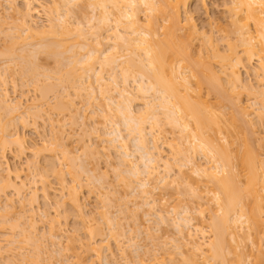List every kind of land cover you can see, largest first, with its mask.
Returning a JSON list of instances; mask_svg holds the SVG:
<instances>
[{"label":"bare ground","instance_id":"6f19581e","mask_svg":"<svg viewBox=\"0 0 264 264\" xmlns=\"http://www.w3.org/2000/svg\"><path fill=\"white\" fill-rule=\"evenodd\" d=\"M50 1L54 7L48 9L42 5L40 9L34 6L35 0H24L25 8L20 10V23L16 27L20 32L10 34L13 38L23 37L22 34H27L24 39L31 36L40 37L36 42L38 49L29 50L27 46L32 45L33 42L26 41L15 47L7 57L11 63L14 61L20 64L23 78L30 77L28 80L34 82L39 81L41 77L56 80L40 86L43 96L50 91L55 93L56 88H60V93L56 95L58 98L56 104L52 106L56 110L68 108L70 112L74 111V103L69 98L72 94L69 88H74L75 94L80 96L85 93L92 101L98 99L97 92L104 94L106 102L102 105L104 107L96 105L91 113L97 114L100 111L106 118V123L100 131L94 128L93 132L106 143V146L119 153L118 165L124 167L122 172L126 175L121 179L125 181L127 187H131V192L135 191L132 194L139 193L143 199L139 208L148 206L149 211L145 212L146 215H156L161 222L170 221L169 211L164 213L158 210V201L153 192L160 185L174 181L187 185L196 195V186L184 177L186 167H191L192 172L197 176L206 177L217 184L213 199L219 205L220 212L211 217L209 225L206 226L203 222L194 223L189 206L182 207V211L173 219V224L182 238L181 241L175 240L178 241L175 247L181 250L191 244L194 251L191 255L180 251L182 260L175 262L176 259L171 253L166 252L168 256L165 257L154 255V261L151 263L139 258L126 259L124 264H179L180 262V264H233L230 263L229 257L237 253L239 246L236 229L245 226L249 230L255 227L264 228V171L259 167L260 164H264V160L251 145H248L246 151L238 150L235 155L237 161L248 170L246 180L243 181L237 174L231 172L230 156L208 137L210 130L223 133L228 121L222 118L221 112H217L219 106L212 107L202 99L200 89L204 84L209 83L212 85L211 90L219 92L218 99L226 98L230 104L237 105L241 89L252 91L254 89L253 84L243 78L242 69H248L255 62L257 77L261 80V89H256L254 94L257 99L260 98L261 107L258 108V114L263 113L264 0H230L226 3L230 12V23L228 27H217L220 39L225 41L226 48L221 49L213 35L204 32L203 43L197 53L201 59V61L197 60L198 62L193 59L192 46L200 29L192 22L193 18L190 14V6L196 0ZM81 1H84L93 12L90 16H86L85 21H71L69 18L75 15L71 7ZM14 2L11 1V4L13 5ZM199 2L204 5L205 0ZM141 11H147V24L142 22ZM183 12L189 13L185 17L189 29L180 33L186 28ZM34 13H45L49 17V23L35 25ZM160 19L166 23H161ZM102 31L107 34L104 35ZM72 35L83 40L76 38L68 42L70 40L68 37ZM103 43H106L105 47H102ZM41 53L54 58L56 67L40 70L37 60ZM204 55L214 58L220 69L216 70L210 61H202ZM1 78L5 81L4 77ZM193 78L195 83L192 82ZM130 82L135 84L133 88L129 86ZM2 85H0V193L13 190L20 195V199L25 198L23 192L29 187L28 184L36 186L40 182L46 203L53 207L56 213L52 218L56 224L52 225L50 236L60 240L57 231L62 223L59 217L67 216L68 210H61L66 201L51 202L49 176L54 174L61 178L64 187L69 189L68 202L83 215L84 203L80 197L82 182L77 170L87 172V168L84 161L73 155L58 138L39 147L36 142H29L24 134L9 132V128L18 122L26 127L33 118L35 122L42 119L45 110L44 104H38L19 112L22 102L12 103L8 98L6 86ZM137 100L144 105L143 110L137 111L133 107ZM220 102L218 100L217 103L221 106ZM236 107L244 119L246 107ZM77 113L80 114L79 108ZM80 117L85 124L88 115L80 114ZM46 119L52 120L53 117L49 114ZM249 124L252 126L251 123ZM163 125H169L179 131V141L168 143L171 148L170 157H165L159 145ZM122 129L126 130V134ZM130 142H133L135 148L131 149ZM92 144L87 145L88 151H92ZM58 150L62 154L61 157L56 158V155L49 153ZM27 151L35 153L37 157L44 155L46 163L41 165L40 159L33 161L36 172L32 171V175L23 177L22 167L10 164L7 157L10 153L13 157L19 158ZM136 152L140 153V159L136 157ZM195 155L205 157L206 164L196 162ZM62 158L68 160L67 173L72 176L70 180H67L60 166L64 164ZM174 169L177 171L176 177H173ZM120 176L122 175L117 174L116 177ZM179 177L185 179L180 181ZM134 181L137 185L133 184ZM91 182L93 181L87 183ZM99 184L101 193L104 194L112 187L111 183L99 181ZM32 196L36 198L37 192L33 191ZM6 199L12 202L9 196ZM3 209L4 212L0 213V216L10 222L8 216L12 210L10 203L7 202ZM34 210H32L34 217L31 219V225L35 227ZM101 216L108 226L109 233L102 239L105 244L93 249L99 259L110 264L109 256L114 254L110 246L111 239L117 241L120 251H124L125 240L122 242L119 238L122 234L120 235L117 230L119 224L117 216L109 212H102ZM5 219L4 223H8ZM96 224L95 227L90 228L91 235L95 230L100 233L104 230L102 223ZM20 225L18 219L15 223H11L14 230L20 229V234H23L24 238L22 241H35L32 232L19 228ZM208 231H212L213 237L200 240L199 235L204 238ZM247 233L251 234L250 231ZM125 234L124 232L126 238ZM4 236L5 238H0V242L6 241L9 244L15 242L12 237ZM127 239L132 240V238ZM167 244L168 242H165V246ZM102 247L105 250L101 251ZM103 251L106 253L104 254ZM167 257L169 258L165 260ZM263 258L264 255H261L257 264H264ZM65 260L69 261V258ZM234 264H243V261L241 259Z\"/></svg>","mask_w":264,"mask_h":264},{"label":"rangeland","instance_id":"374dc122","mask_svg":"<svg viewBox=\"0 0 264 264\" xmlns=\"http://www.w3.org/2000/svg\"><path fill=\"white\" fill-rule=\"evenodd\" d=\"M11 1H15L13 5ZM229 1L205 0L203 5L199 0H196L190 6V14L193 18L192 22L200 29L199 33L195 36L196 38L192 46L194 60L201 61L197 53L201 48L200 45L203 43L204 32L213 35L214 40L219 44L221 49L226 48L225 41L220 39L217 27H228L230 23V12L227 10L226 5ZM42 5L48 9L54 7V4L50 0H35L34 6L36 8L41 9ZM24 8V0H0V85L6 82L2 86H6L8 98L12 103L15 101L22 102L19 112L26 111L30 106L44 104L45 114L42 119H38L36 122L33 118L26 127L18 122L15 126L9 128V132L16 131L22 133L29 142H36L39 147L58 138L73 155L80 157L87 168V172L77 170L82 182L80 197L84 203V207L83 215H81L68 202L69 189L64 187L61 178L54 174L49 176V198L51 202L62 203L66 201L61 210H68L67 216L59 217L62 224L61 227H56L60 228L57 232L61 238L60 240H55L50 236V229L54 223L56 224L52 220L56 213L53 211V207L51 208L46 203L47 200L45 199L40 182L36 186L28 184L29 187L23 192L26 195L25 198L20 199V195L14 193L13 190L0 193V213L4 212L2 210H4L3 208L7 202L10 203L12 208L8 215L10 222L0 216V238H5L4 235H7L15 239L13 244H9L6 241L0 242V264H106L105 261L98 258L97 253L93 249L101 244H105L102 242V239L109 233L108 226L104 223L101 216L102 212H109V214L117 216V222L119 223L117 230L120 235L122 234L119 238L122 242L125 240L124 251H120L118 250L117 241L111 239L110 246L114 254L109 256L110 264H124L126 259L137 260L139 258L151 263L154 261V255L165 257L168 256L166 252L171 253V256L176 259L175 262L181 259L180 251L191 255L193 251L191 244L184 246L181 250L176 249L175 246L178 241L176 242L175 240L181 241L182 238H180V234L173 224V219L178 216V212L182 211V207L189 206L194 223L201 224L203 222L206 226L209 225L211 217L220 212L219 205L213 199V192L217 190L216 182L206 177H199L192 172L191 167H186L184 177L193 186H196V195L182 182L176 183L172 181L169 184L160 185L153 192L154 197L158 201L157 208L160 211H164V213L169 211L170 216L168 215V217L171 219L168 222H161L160 218L156 215H146L145 212L149 211V207L144 206L142 209L139 208L143 203V199L139 193L132 194L135 191L131 192V187H127L125 181L121 179L126 175L122 172L124 167L120 166V168L118 165L119 153L106 146V143L99 137H96V133L93 132L94 128L100 131L106 123V118L100 111L97 114L91 113L96 105L104 107L102 106L106 103L104 94L97 92L98 99L92 101L88 99L85 93H83V96H80L75 94L74 88H69L72 93L69 98L74 103V111L70 112L68 108L56 110L52 106L56 104L58 99L56 95L60 93V88L57 87L55 93L54 91L48 92L46 96L42 95L40 89V86L44 83L55 82L56 80L41 77L39 81L34 82L28 80L30 77L23 78L20 64L14 61L11 63V60L8 59L7 55L23 42H33L32 45L27 46L29 50L38 49L36 42L39 41L40 37L31 36L24 39L23 37L27 34H22L23 37H12L13 33L18 34L20 32L16 27L20 23V10ZM71 9L75 14L69 18L71 21H85L86 16H90L93 12L84 1L78 2ZM34 14L35 25H46L49 23V17L45 13ZM187 15L189 13H182L186 28L180 33L186 32L189 29V24L185 21ZM140 16L142 22L147 24V11H141ZM160 22L166 23L163 19H160ZM106 34L107 32H104V35ZM68 38H70L68 42L74 41L76 38L80 41L83 40L82 38L74 37V35ZM90 42L94 44L93 41ZM105 46L106 43H103L102 47ZM37 61L41 67L40 70L56 67L55 59L47 56L45 53H41ZM202 61H210L216 70L220 69L214 58L204 55V60ZM255 65L256 63L254 62L248 69H242L243 78L249 81L250 84H253L254 89L253 91L241 89L237 105L230 104L226 98L218 99L219 92L211 90L212 85L209 83L204 84L200 89L203 95L202 99L206 100L212 107L214 105V107L219 106L217 112H221L222 118L228 121V125L225 127L223 133L210 130L208 137L214 140V143L219 145L221 150L230 156L232 162L231 172L237 174L243 181L248 176V170L237 161L236 152L238 150L246 151L248 145H251L259 157L264 160V110L261 115L258 114V108L261 107L260 98L257 99L255 97L254 91L261 89V80L257 77ZM1 77H4L5 81ZM192 82L195 83V78L192 79ZM134 85L133 82L129 84L131 88ZM218 100L221 101V106L217 103ZM143 106L139 100L135 101L133 105L137 111L143 110ZM236 106L246 107L244 109V112H246L244 114L245 120L240 116L241 113ZM77 108L80 109L81 115H88L85 124H83L80 114L77 113ZM49 114L53 119L45 120ZM122 128L124 127L122 126ZM122 130L126 134V130ZM162 130L163 133L159 145L165 157H170L171 148L168 143L170 141H179V131L177 128L169 125H163ZM173 138L175 140H171ZM91 143H93L91 147L93 149L92 151H88L87 145ZM130 147L131 149L135 148L133 142H130ZM59 150L49 153L56 155V158L57 156L61 157L62 154L59 153ZM135 155L139 159L141 158L140 153L136 152ZM43 156L37 157L35 153L27 151L22 153L19 158L13 157L9 153L7 158L10 164L21 166L24 170L23 177H28L32 175V171L36 172V167L32 164L33 161L40 159L41 165L46 163V159ZM196 158V162L206 164L205 157L198 155ZM78 162L80 163V159H78ZM63 163L62 165L60 164L62 171L67 180H70L72 176L67 173L69 170L68 160H64ZM259 167L260 170L264 171V164H260ZM176 172V169H174V172H172L174 173L173 177H176ZM2 174H5V172H2ZM117 174H121L122 176L116 177ZM126 179L128 180L127 177ZM184 179L179 177L180 181ZM89 181L93 182L88 184L87 182ZM99 181L111 183L112 187L109 189L112 190H108L105 194L101 193L102 189L100 188ZM133 184L137 185L136 181ZM89 189L93 191L90 192ZM30 191H32L31 194H28ZM33 191L37 192L36 198H32ZM8 196L12 199V202L6 199ZM32 210L36 212L35 227L31 225V219L34 217ZM4 219L8 223H4ZM16 219L21 222L19 228L26 229L28 232L31 231L32 238L36 242L34 240L32 242L22 241L24 238L23 234H20V229L14 230L11 227V223H15ZM96 223H102L104 230L102 233L95 230L91 235L90 228L95 227ZM236 231L239 246L237 247V253L230 255V263H238L241 259L243 264L259 263L258 258L264 255V228L255 227L249 230L245 226L237 228ZM247 231H250L251 234H248ZM124 232L126 233V238L124 237ZM212 237V231H208L204 238L199 235L200 240H207ZM127 238H132V240L128 241ZM53 242L57 244L55 245ZM165 242H168L166 246ZM102 250L105 249L102 247ZM103 253L105 254L106 251H103ZM198 256L200 257V252H198ZM65 258H69V261H66ZM168 258H165V260ZM200 259L202 260V258Z\"/></svg>","mask_w":264,"mask_h":264}]
</instances>
